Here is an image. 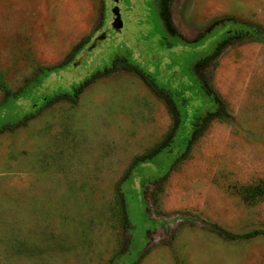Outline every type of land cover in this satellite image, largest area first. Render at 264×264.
Returning a JSON list of instances; mask_svg holds the SVG:
<instances>
[{"label":"rangeland","instance_id":"1","mask_svg":"<svg viewBox=\"0 0 264 264\" xmlns=\"http://www.w3.org/2000/svg\"><path fill=\"white\" fill-rule=\"evenodd\" d=\"M261 186L264 0H0V264H264Z\"/></svg>","mask_w":264,"mask_h":264},{"label":"trees","instance_id":"2","mask_svg":"<svg viewBox=\"0 0 264 264\" xmlns=\"http://www.w3.org/2000/svg\"><path fill=\"white\" fill-rule=\"evenodd\" d=\"M70 56H72V52L67 54V56L62 61L63 64H67L70 62ZM124 68L125 69L131 68L138 76H140L142 78L144 83L150 88V90L156 96L162 98L165 101L166 107H167L168 112L171 116V123L168 127V130L166 132V136H165L164 140L171 139V141H172L173 137L176 134L177 129L182 124V114L176 108L174 91L169 89V88H166L164 86H161L150 73H148L147 71H145L144 69H142L139 66H136V65L130 66L127 64L124 66ZM88 81L89 80H85L74 88L73 93L75 96L77 95L79 90L82 89L88 83ZM2 87H4L3 84H2ZM200 88L203 91V93L209 97L210 103L213 104L212 106L215 110H213V112H209L204 117V119H201L199 117L194 118V120L192 122V130H191L190 135L187 139V142L185 144L186 148H185L184 152L182 153V155H186L188 153L187 151H189L191 149L194 142L199 139L200 134L202 133V129L205 127L206 123L209 122L208 120L218 119V120L224 121L226 118L229 117V114L227 112L225 105L220 101V99H218L213 87L209 83V80L204 75L201 78ZM5 96H6V99H10V98L14 97V94L10 93V91H8V90H5ZM74 97L72 98V100L76 101ZM184 101H185V98H183V102ZM157 152H158V150L152 151V152H147L145 154L135 156L133 158L132 163H131L130 167L128 168V170L131 167L133 168L139 162L145 161L147 159H153L158 154ZM256 191H264V188L261 186L260 190L256 189ZM115 198H116V202L119 206L118 210H119L120 218L122 220V225L126 227V225L128 223V217H127V213H126V209H125V198H124L123 192H122L121 188H119V186H117ZM213 226L224 238H226L228 240L249 239V238H253L257 235H264V230H262V229H253V230L246 231L243 233H232V232H229V231L223 229L222 227H220L216 224H214ZM179 264H184V262H181V263L179 262Z\"/></svg>","mask_w":264,"mask_h":264},{"label":"water","instance_id":"3","mask_svg":"<svg viewBox=\"0 0 264 264\" xmlns=\"http://www.w3.org/2000/svg\"><path fill=\"white\" fill-rule=\"evenodd\" d=\"M115 1H118V0H115ZM112 26L115 29H120L122 27V20L120 18V13H119V10H118L117 6H115L114 21L112 22Z\"/></svg>","mask_w":264,"mask_h":264}]
</instances>
